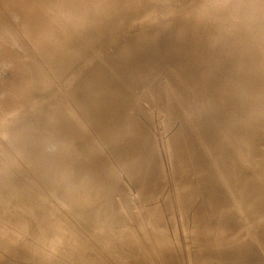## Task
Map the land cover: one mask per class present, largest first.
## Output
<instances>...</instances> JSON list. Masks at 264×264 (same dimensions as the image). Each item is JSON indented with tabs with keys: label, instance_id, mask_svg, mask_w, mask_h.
<instances>
[{
	"label": "rangeland",
	"instance_id": "rangeland-1",
	"mask_svg": "<svg viewBox=\"0 0 264 264\" xmlns=\"http://www.w3.org/2000/svg\"><path fill=\"white\" fill-rule=\"evenodd\" d=\"M249 1L254 2L0 0V210L4 208L0 212L5 213H0V248L7 246L0 250V264H56L57 257H62V264H123L112 254L114 246L123 250L134 246L122 255L124 261L129 256L128 264H264V132L253 137L254 149L243 139L248 131L246 116L264 119V33L248 20L244 4ZM257 1L264 4V0ZM250 10L252 17L259 18L264 5L255 3ZM195 24L203 35L201 48L207 53L199 48L203 54L199 52V58L189 55L188 63L182 49L192 45L188 41L192 36L182 31L187 26L195 28ZM234 40L242 47L253 45L248 49L254 65L247 68L252 77L247 94L248 78L232 84L236 77L233 70L218 71L214 79L204 83L205 91L199 90L197 74L184 76L189 70L184 68L190 63L197 65L202 56L203 63L208 52L214 60L221 57L218 62L229 60L228 53L222 55ZM218 44L223 47H215ZM212 47L218 56L212 54ZM232 55L236 60L241 56L238 51ZM121 80L126 91L138 87L134 92L138 99L125 108V116L117 121L116 130L112 129L114 141L100 137L93 121L98 119L95 109L101 94L108 104L126 96L120 89ZM213 84L226 93L220 100L225 110L212 105ZM228 95L234 98H226ZM240 107L243 117L237 137L222 118L227 120ZM58 117L64 118V128L66 119H73L85 131L81 149L76 146L79 152L71 143L73 139L79 142L74 137V124L71 121L68 141ZM110 120L106 118L104 125ZM128 123L133 127L137 124L135 133L141 140L130 153L126 150L133 145L135 135L133 131L126 133ZM141 133L147 141H142ZM53 136L57 143L51 140ZM223 142L230 148L227 155H233L235 169H244L260 185L252 189L250 204L240 200L242 196L222 168L225 163L232 169L231 160L226 155L221 166L216 158V148L224 146ZM56 144L69 148L68 152ZM32 151L39 152L34 157H40L39 161L30 156ZM182 153L194 159L193 184L200 188V195H190L194 204L184 201V178L174 166ZM131 154L134 176L123 163V157ZM99 155L107 165L99 173L111 177L107 181L113 188L105 199L98 198L100 195L96 198V187L89 183L90 170L80 161ZM62 156L70 169L61 164ZM49 157L55 162L60 158L58 164L64 166ZM44 167L53 170L54 177ZM65 173H70L71 180ZM48 177L52 179L48 181ZM91 196L94 200L89 203ZM8 207L10 213L6 214ZM72 248L91 255L82 263L74 261L69 254Z\"/></svg>",
	"mask_w": 264,
	"mask_h": 264
},
{
	"label": "bare ground",
	"instance_id": "bare-ground-1",
	"mask_svg": "<svg viewBox=\"0 0 264 264\" xmlns=\"http://www.w3.org/2000/svg\"><path fill=\"white\" fill-rule=\"evenodd\" d=\"M43 1V0H42ZM50 1V0H49ZM87 1V0H86ZM140 1V0H139ZM244 1H246V0H244ZM45 2V1H44ZM59 2V1H58ZM109 2V1H108ZM111 2V1H110ZM109 2V3H110ZM117 2H119V1H117ZM117 2H115V3H117ZM235 2H236V0H235ZM234 2V3H235ZM243 2V1H242ZM241 2V3H242ZM88 3H89V1H88ZM115 3H113V4H115ZM256 3V5L258 4H260V5H264V4H262V3H259L257 0H254V2L253 1H249L248 3H246V4H244V6L246 7V10H247V15H248V20H249V22H250V24L252 25V27H254V28H258L257 30L260 32V33H264V14H263V16H260L259 18H257V17H252L251 15H252V12H251V10L249 11V8H250V6L251 5H253V4H255ZM88 5V4H87ZM111 5H112V3H111ZM110 5V6H111ZM243 5V4H242ZM73 6V5H72ZM141 6V5H140ZM68 7V6H67ZM85 7H86V5H85ZM84 7V8H85ZM72 8V7H71ZM143 9V8H142ZM163 9H164V7H163ZM211 10H214V9H211ZM72 11V10H71ZM256 14H258V13H256ZM198 15H200V13L198 14ZM259 15V14H258ZM201 16V15H200ZM127 20H128V18H127ZM183 25V24H182ZM197 25L195 24V28H194V26H187L186 28H184L183 29V31H182V33L183 34H185V35H189L188 37H190V36H192L191 37V39H188V41H192V45H190L189 44V46H186V44H185V46H186V48H185V46H183V48H185V49H182V48H180V49H182V51H184V55H183V53L182 54H180V53H178V54H180L181 56L183 55V57L185 56L186 57V55H188V57H186L187 58V60H188V58L190 59L191 57H189V55H196V57H198L197 55H199L198 53L200 52H202V51H199V48L200 49H204L203 51L205 52V54L207 53V50L205 51V49L206 48H201V45L203 44L202 42H203V35L201 36L200 35V33H201V31L199 32L198 31V29H200V27H197ZM197 29V30H196ZM156 33V32H155ZM155 33H154V35H155ZM160 34H161V32H159ZM160 34H158L159 36L157 37V38H159L160 37ZM202 34V33H201ZM157 35H155V37H156ZM172 36V35H171ZM170 36V37H171ZM201 36V37H200ZM219 36V35H218ZM218 36H216V37H218ZM153 37V36H152ZM151 37V38H152ZM181 37V36H180ZM185 37V36H184ZM183 38V37H182ZM193 38V39H192ZM215 38V37H214ZM219 38V37H218ZM217 38V39H218ZM153 39H154V37H153ZM185 39H187L186 37H185ZM237 39V38H236ZM137 40H138V38H137ZM205 40V39H204ZM219 40H221V39H219ZM190 41V42H191ZM232 41V40H231ZM223 43V42H222ZM231 45L233 44V43H235L236 44V46L234 45H232V48H231V45H230V47H229V49H228V46H227V51H223L222 53H223V55H222V57H224V55H225V57H226V54H227V56L229 55L230 57H232V59H230V57H229V60H225V59H223V62L221 63V62H218V61H220V59H221V57H217V59H219L218 61H217V59L216 60H214V58H213V56H212V58H211V60H209L210 58H209V56L211 55V53L210 52H208L210 55L207 57V58H205V56H204V58H205V61H206V59H207V62H205V61H203V63H201L200 61L203 59V56H202V59L200 58V61H198L199 59H197V61L199 62V63H197V65H195V64H193L192 66H189L190 64H188L189 63V60H188V63H186V64H188L184 69H187V68H189V70H185V72H184V76L185 77H191L192 75H195V74H197L198 76H199V79H200V82H199V84H198V86H199V90L200 91H205V85H204V83H206V82H208V81H210V80H212V79H214V77H215V75H216V73L218 72V71H221L222 69H224V71H226V72H228V71H230V70H233L234 72H235V75H236V77L235 78H233V80H232V84L233 83H238V82H240V79L241 78H248V83L246 84V88L248 87V89L246 90V94H247V91L249 92V89H250V87H251V85H250V81H252V77L251 76H249L248 74H247V68L248 67H250V65H254V63H253V60H250V57L248 56V49L249 48H251V47H253V45H248L247 44V46L246 47H242V44L240 45V44H238V42H236L235 40L233 41V43H231V42H229ZM229 43H227V44H229ZM184 44H182V45H184ZM137 45V44H136ZM178 46L180 45V44H177ZM181 45V46H182ZM187 45H188V43H187ZM225 45V44H224ZM206 45H203V47H205ZM219 47V46H221V47H223V45H216L215 47ZM180 47V46H179ZM178 47V48H179ZM217 47V48H218ZM220 47V48H221ZM177 48V49H178ZM198 48V49H197ZM213 48V47H212ZM211 49V48H210ZM209 49V50H210ZM214 50L212 51V50H210V51H212V54L214 53V54H216L217 52H215L216 50V48H213ZM231 49V50H230ZM221 50H223V48H221ZM221 50H218V51H221ZM225 50V49H224ZM177 51V50H176ZM175 51V52H176ZM181 51V50H180ZM234 51H238V52H240V54H241V56H240V59L239 60H236L235 58H233V53H234ZM221 53V52H220ZM176 54H177V52H176ZM175 54V55H176ZM186 54V55H185ZM202 54H203V52H202ZM213 54V55H214ZM235 54H237V53H235ZM201 55V54H200ZM200 55H199V57H200ZM208 55V54H207ZM217 56H218V54H216ZM215 55V56H216ZM220 55V54H219ZM238 55H239V53H238ZM214 56V57H215ZM221 56V55H220ZM176 58H177V56H175ZM194 57V59H196L195 58V56H193ZM193 57H192V61H194L193 60ZM198 57V58H199ZM260 57V56H259ZM178 59H183L182 57L181 58H179V56H178ZM259 59V61H260V58H258ZM177 60V59H176ZM184 60H185V58H184ZM191 60V59H190ZM209 60V61H208ZM222 61V60H221ZM178 62V61H177ZM181 62H183L182 60H181ZM181 62H180V64H181ZM255 62V61H254ZM179 63V62H178ZM177 63V64H178ZM195 63V62H194ZM184 62H183V65H181V66H184ZM179 65V64H178ZM177 65V66H178ZM180 65H179V67H181ZM117 73H119V71H117ZM237 73V74H236ZM249 77H248V76ZM123 82H124V80H121L120 81V89H121V91L123 92L124 91V93H126V96L123 98H121V99H119V100H116V101H113V102H111L110 104H108L107 102H106V96H105V94H101L100 96H99V99H98V103H97V107H96V109H95V112H96V115H95V119H96V117H98V119H96V120H94L93 121V124H94V128H96V130L99 132V135H100V137H104V139H108L109 140V138L108 137H110V138H112L111 137V134H113L114 135V130H116L115 129V126H116V123H117V121L118 120H120V119H122L124 116H125V108L126 107H128V106H133V105H135V100L134 99H138V93L137 94H135L134 95V92H136L137 90H138V87H131V88H128V90L126 91V86L123 84ZM213 89L211 88V95H213V97H212V100H213V103H212V105L214 106V108H217V109H219V110H225L226 108H224L222 105H221V101L220 100H223V97L225 96V92H223L221 89H219V85H218V87L217 88H215L216 87V84H213ZM128 91H129V93H128ZM219 94H220V99L218 98V96H219ZM235 95V94H234ZM230 96L231 95H228V97H226V98H229L230 99ZM231 97H233L234 98V96H231ZM139 107V106H138ZM227 108H229V106L227 107ZM254 107H252V109H253ZM139 110V109H138ZM250 112V111H249ZM60 117V116H59ZM58 117V119H60L61 120V118H59ZM108 117H110V122L108 123V125L107 126H105L104 125V123H105V120H106V118H108ZM138 118H140L139 116H137ZM136 117V118H137ZM242 117H243V115H242V108L240 107V108H237L235 111H234V113L231 115V117H228V119L226 120L225 119V117L224 118H222V120H223V122H224V124H226L227 125V128L229 129V131H231V132H234L235 133V136L237 135V137H239V133H238V130H237V127H238V124L241 122V120H242ZM133 118V117H132ZM137 118V119H138ZM64 119V118H63ZM62 119V120H63ZM136 119V120H137ZM60 121L61 123H62V127H63V129H62V135L64 134V133H67L66 135V137H69V138H67L68 139V141H69V139H71V135L68 133V131H69V129L71 128V125H72V123L74 124V137H76L77 139H78V141L79 142H77L76 143V141L73 139L72 140V144H73V147H76L77 145H80V146H78V147H80V149H81V142L83 141V140H80L81 139V136H84L85 137V131H82L80 128H81V126L80 127H78L79 125L78 124H76V121L75 120H73V119H66V124H65V128H64V123H63V121ZM135 120V122L137 123V121ZM59 120H57V122H58ZM71 121H72V123H71ZM133 121H134V119H133ZM140 121V120H139ZM59 122V123H60ZM58 123V124H59ZM60 123V124H61ZM121 123V122H120ZM139 123V122H138ZM137 123V124H138ZM245 123H246V125H245V129L246 130H248V131H246L247 133H246V135L244 134L243 135V139H245V141H246V143L251 147V149H254V145H253V137H255L258 133H261V132H264V119L263 118H253L252 117V119L249 117V116H246V118H245ZM55 124H56V122H55ZM96 124V125H95ZM137 124H134V125H136V126H134L133 127V123H128V125H125L124 127H126V126H128V128H127V132L126 133H128V135L129 134H131L132 133V131H133V135H135V140L134 141H132V143H133V145L132 146H130V148L129 147H127V150H126V152L128 151L129 153H130V150L137 144L138 145V143L141 141L139 138H138V136H137V133H135L136 132V129H137ZM140 124V123H139ZM124 125V124H123ZM140 125H142V124H140ZM49 126V125H48ZM56 126V125H55ZM120 126V125H119ZM37 127H39V126H37ZM40 127H42L41 125H40ZM51 127V126H50ZM123 127V126H122ZM47 127H45V129H46ZM60 128V127H59ZM121 128V127H120ZM39 129H42V128H39ZM55 129L57 130L58 128H56L55 127ZM112 129H114V130H112ZM118 129V128H117ZM126 129V128H125ZM124 129V130H125ZM47 131H48V129H46ZM54 130V129H53ZM53 130L50 132V134L51 135H54V134H52V132H53ZM59 130H61V129H59ZM58 130V131H59ZM111 130V131H110ZM119 130V129H118ZM124 130H122V131H124ZM55 131V130H54ZM82 131V132H81ZM112 131H114V132H112ZM35 132H36V130H35ZM49 132V131H48ZM54 133V132H53ZM55 133H58L57 131L55 132ZM60 133V132H59ZM124 133L125 132H123V135H124ZM61 134V133H60ZM65 135V134H64ZM112 135V136H113ZM121 135V134H120ZM120 135H119V137H120ZM48 136H50V135H48ZM47 136V137H48ZM55 136H57V135H55ZM125 136V135H124ZM141 136H142V141H147L148 139H147V137H144V134H142L141 133ZM53 138H57V137H52L51 138V140H53ZM59 138V137H58ZM128 138V137H127ZM60 139H61V137H60ZM64 139V138H63ZM66 139V140H67ZM118 139V138H117ZM243 139H240V140H243ZM112 140H114V137L112 138ZM111 140V141H112ZM115 140H116V137H115ZM114 140V141H115ZM131 140V139H130ZM54 142H55V140H53ZM61 141V140H60ZM68 141H65V143L66 142H68ZM107 141V140H106ZM59 142V141H58ZM61 142H64V141H61ZM61 142H59V144L61 143ZM126 142V141H125ZM135 142V143H134ZM55 143H57V141L55 142ZM64 143V144H65ZM70 143V144H71ZM112 143V142H111ZM224 143V144H223ZM222 143V145H224V146H222V147H219V148H216V158H217V160H218V162H220L219 164L221 165V164H223L224 162L222 161V158L223 157H225L227 154H229V153H231L230 152V148H229V146L225 143V142H223ZM50 144H51V142H50ZM49 144V145H50ZM24 145H26V144H24ZM28 145V144H27ZM52 145V144H51ZM51 145H50V147H51ZM55 145V144H54ZM67 145H69V144H67ZM136 145V146H137ZM15 146V145H14ZM18 146V145H17ZM20 146V145H19ZM23 146V145H22ZM21 146V147H22ZM29 146H32V145H28V147ZM34 146V145H33ZM62 146V147H61ZM61 146L59 145L58 146V144H56V147H61L62 149H64L65 147H63V145L61 144ZM66 146V145H65ZM115 146V145H114ZM135 146V147H136ZM67 147H71V146H67ZM66 147V148H67ZM30 148H32V147H30ZM61 148H59L60 150H61ZM115 149H116V147H114ZM20 149V148H19ZM26 148H24V150H25ZM27 149H29V148H27ZM51 149V148H50ZM50 149H48L47 151V153H51L52 152V150L54 149V148H52V150H51V152H49V150ZM58 149V150H59ZM68 150H69V148H67ZM67 149H64V150H66V152H68L67 151ZM71 149H72V147L70 148V151H71ZM75 149V148H74ZM114 149V150H115ZM118 149V148H117ZM22 150V149H21ZM55 150H57V148L56 149H54V151ZM59 150V152H61ZM26 151V150H25ZM34 151V150H33ZM32 151V153H34V155H31L32 153H30V156H33V158L34 157H36L35 156V152H33ZM46 151V150H45ZM53 151V152H54ZM63 151V150H62ZM73 151V150H72ZM75 151L76 152H79L78 150H77V147H76V149H75ZM118 151V150H117ZM120 151V150H119ZM118 151V152H119ZM132 151V150H131ZM42 152V151H41ZM65 152V151H64ZM63 152V153H64ZM116 152V151H115ZM23 153V152H22ZM26 153V152H25ZM36 153H39L38 151L36 152ZM43 153H44V151H43ZM42 153V154H43ZM55 153V152H54ZM41 154V155H42ZM46 154V153H45ZM44 154V156L46 157L47 155H45ZM52 154V153H51ZM59 154H61L62 155V153H59ZM59 154L57 155L58 157H59ZM117 154V153H116ZM119 155L121 154V153H118ZM117 154V155H118ZM191 154H193V152H191ZM191 154H189V155H184L183 153L181 154V155H178L177 156V160H175V162H174V166L176 167L175 169L177 170V172H178V174H179V177H183L184 178V181H183V187H184V189H185V194H184V201H191L192 202V200H194V197H192V199L190 200V198H191V196L190 195H193L195 192H197V193H199V195H200V188H199V186H195L193 183V181H195L196 179H195V176H196V172H195V169L193 168V161H194V159L192 158V156H191ZM26 155H27V153H26ZM25 155V156H26ZM36 155H39V154H36ZM64 155V154H63ZM118 155V156H119ZM177 155V154H176ZM28 156V155H27ZM30 156H28V157H30ZM40 156V155H39ZM42 157L41 156V158H42V161H43V158H45V157ZM228 156V157H227ZM226 156V158H229L230 160H231V162H232V169L230 168V170H228L227 169V167H226V165H225V163H224V166H222V168H225L224 170H225V174H226V177L228 178V180L229 181H231V183H232V185H233V187H234V190H235V192H237L238 193V195H240V196H242V199H240V200H243L244 202H246V203H251L250 202V197H252L251 196V194L253 193L252 192V189L254 188V186H257V187H260V185H259V183L257 182V181H254V180H251V178L249 177V175H248V173L247 172H245L244 171V169H242V168H239V169H235V167L233 166V160H234V157H233V155L231 154V155H227ZM52 157V156H51ZM54 157V159H55V156H53ZM57 157V158H58ZM63 158L61 159V164H64L65 165V163H64V156H62ZM89 156H85V158L83 157V158H80V161L82 162V167L84 168V167H86V166H88V168H89V170H90V173H91V177H90V179L89 180H92V182H89V183H94V185H95V187H96V191H95V193H97L96 194V198H97V196L98 195H100V197H98V198H101V199H105V197H107V195L109 196L110 194H112L113 192L111 191V189H113V188H111L110 189V185L108 186V184H109V181H107V180H109V178H111V177H108V174H105V173H99V172H101L102 170V168H105L107 165L105 164V161H103V159L100 157V155H99V157L98 156H91V157H89ZM39 159H40V157H38ZM38 158H34L35 159V162L36 161H39L38 160ZM56 158V159H57ZM60 158H61V156H60ZM60 158H59V161H60ZM120 158V157H119ZM124 159H126V160H124V162L123 163H127V166H125V168H127V170L131 173H133V169H134V166H133V163H134V157L132 156V154L130 155V157H123ZM30 159H32V157L31 158H29V160ZM49 159H52L53 160V158H50L49 157ZM48 159V160H49ZM47 160V159H46ZM45 160V161H46ZM32 161H33V159H32ZM40 162V163H43V162ZM56 160H53V162L54 163H56L57 165H60V166H64V165H61V164H58V162H55ZM52 161H50V163H51ZM45 164V163H44ZM43 164V165H44ZM47 164H48V162H47ZM46 164V165H47ZM53 164V163H52ZM51 164V165H52ZM55 164V165H56ZM125 164H123V165H125ZM45 165V166H46ZM54 165V166H55ZM57 165H56V167H57ZM48 166H50V165H48ZM54 166L53 167H51V169L52 168H54ZM67 168H68V166L67 165H65ZM71 166H73V165H71ZM55 167V168H56ZM46 170H45V172L46 171H48V170H50V168L48 169V167L46 168V167H44ZM54 168V169H55ZM63 168V167H62ZM67 168H65L64 167V169L63 170H65V169H67ZM82 168V169H83ZM87 168V169H88ZM61 169V167H59V170ZM68 169H70V166H69V168ZM86 168H85V170H87ZM59 170H57V168H56V171H59ZM74 170V169H73ZM51 171V170H50ZM53 171V170H52ZM52 171H51V173H52ZM55 171V170H54ZM55 171V172H56ZM71 171H72V167H71ZM82 171V170H81ZM127 171V172H128ZM44 172V173H45ZM62 171H60L59 173H61ZM76 172H79V171H75V173ZM83 172V171H82ZM81 172V173H82ZM74 173V172H73ZM72 172H71V174H73ZM74 173V174H75ZM83 173H85L86 174V171L85 172H83ZM87 173H88V171H87ZM89 173V174H90ZM48 174H49V171H48ZM54 174V172L52 173V175ZM63 175H64V173H62ZM68 173H65V175H67ZM70 174V173H69ZM69 174L67 175V176H69ZM73 174V175H74ZM84 174V175H85ZM89 174H88V176H89ZM105 174V175H104ZM46 175H47V173H46ZM45 175V176H46ZM58 175V174H57ZM61 175V174H60ZM59 175V176H60ZM72 175V176H73ZM78 175V174H77ZM80 176H79V178L81 177V174H79ZM130 175V174H129ZM131 175H133L134 176V173L133 174H131ZM62 176V175H61ZM75 176V175H74ZM74 176H73V180H74ZM53 177H54V175H53ZM64 177H66V176H64ZM78 177V176H77ZM151 177H153L152 175H149V180H151L152 178ZM158 176H154V179L155 178H157ZM62 178V177H61ZM60 178V179H61ZM76 178V177H75ZM81 178H83V176L81 177ZM89 178V177H88ZM92 178V179H91ZM49 179H52L51 177H48V181H50ZM69 179H70V176H69ZM78 179V178H77ZM54 180H55V178H54ZM71 180V179H70ZM69 180V181H70ZM57 181H58V177H57ZM60 181V180H59ZM58 181V182H59ZM66 181H68V179H66ZM75 181H76V179H75ZM77 181H79V180H77ZM86 181V180H85ZM71 182V181H70ZM74 182V181H73ZM83 182H84V180H83ZM62 183H63V181H62ZM75 183V182H74ZM79 183V182H78ZM65 184V183H64ZM80 184H82V183H80ZM84 184H86V183H84ZM84 184H82L83 186H84ZM88 184V183H87ZM191 184H192V186L194 185L195 187H192L191 186ZM57 185V184H56ZM60 185H61V183H60ZM63 185V184H62ZM66 185H68V184H66ZM58 186V185H57ZM64 186V185H63ZM71 185H69V187H70ZM74 186L75 187H78L79 186V184H78V186H76L75 184H74ZM83 186H81V188L83 187ZM89 186V185H88ZM62 186H60L59 188H61ZM68 187V188H69ZM93 187V186H92ZM109 187V188H108ZM186 187H188V190H186ZM192 187V189L193 190H191L190 188ZM85 188V187H84ZM84 188H83V191H84ZM94 188V187H93ZM64 190H65V188H63ZM75 189V188H74ZM77 189V188H76ZM92 189V188H91ZM91 189H90V191H91ZM86 190H87V188H86ZM92 190H95V189H92ZM58 191V190H57ZM72 191V190H71ZM78 191V190H77ZM64 192V191H63ZM75 192V191H74ZM93 192V191H92ZM252 192V193H251ZM60 193H61V191H60ZM60 193H58V194H60ZM65 193V192H64ZM261 193H262V191H261ZM9 194V193H8ZM61 194H63V193H61ZM67 194V193H66ZM87 194V193H86ZM92 194H94V193H92ZM91 194V195H92ZM7 195V194H6ZM68 195V194H67ZM74 195V194H73ZM102 195V196H101ZM195 195V194H194ZM193 195V196H194ZM253 195V194H252ZM95 196V195H94ZM256 196V195H255ZM92 197V196H91ZM199 197V196H198ZM87 197H85V199H86ZM95 198V199H96ZM87 200V199H86ZM88 200H90V201H88L89 203L90 202H92L93 200H94V197H92V199H88ZM197 200V199H196ZM251 200H253V199H251ZM88 203V204H89ZM193 203V202H192ZM0 204H2V203H0ZM194 204V203H193ZM244 204V203H243ZM3 205V204H2ZM8 208H9V210H8ZM7 208V210L9 211V212H6V209L4 210L5 212H6V214H8V213H10V207H8ZM4 209V208H3ZM3 209H1L0 211H3ZM12 209V208H11ZM14 209V208H13ZM16 210V209H15ZM248 210H250L249 209V207H248ZM12 212V211H11ZM1 213V212H0ZM2 214H5V213H1V216H3ZM0 216V217H1ZM5 216V215H4ZM3 219H5V218H3ZM7 220V219H6ZM9 221H11V219H9ZM199 223V222H198ZM197 223V224H198ZM7 241H5V244H7L6 243ZM113 242L111 241L110 242V244H112ZM114 243H115V241H114ZM113 243V244H114ZM120 246H121V244H120ZM5 247H7V246H5ZM4 246H3V248H5ZM110 247H111V245H110ZM2 248V247H1ZM1 248H0V250H1ZM3 248H2V250H3ZM134 248V246L133 247H130L128 250H123L122 249V246L121 247H117V246H114V247H111V252H112V254L114 255V256H116L119 260H120V262H122L123 264H128V263H130V258H129V256H128V258H126L127 260L126 261H124L123 259V257H122V255H126V251H129V250H132ZM119 249V250H118ZM1 250V251H2ZM8 250H10V248L8 249ZM11 250H12V248H11ZM131 252L132 251H130L129 252V254H131ZM69 254H71L72 256H73V260L74 261H77V262H81L82 263V260H85V259H88V255H91V253L89 254V252H86L85 250H82V251H79V248H72L70 251H69ZM62 258V257H61ZM60 258V260H58L59 258L57 257V258H55V259H57L56 261H55V259H54V261H53V263H56V264H62V260L63 259H61ZM71 263H73V262H71ZM101 263V262H100ZM70 264V263H69ZM101 264H105V263H101ZM132 264V263H131ZM133 264H139V263H137V262H134L133 261Z\"/></svg>",
	"mask_w": 264,
	"mask_h": 264
}]
</instances>
